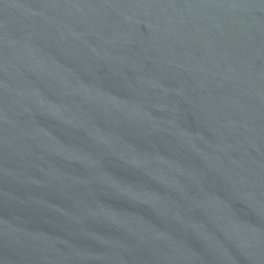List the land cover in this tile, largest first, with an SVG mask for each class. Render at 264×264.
Here are the masks:
<instances>
[{
  "label": "water",
  "instance_id": "1",
  "mask_svg": "<svg viewBox=\"0 0 264 264\" xmlns=\"http://www.w3.org/2000/svg\"><path fill=\"white\" fill-rule=\"evenodd\" d=\"M0 264H264V0H0Z\"/></svg>",
  "mask_w": 264,
  "mask_h": 264
}]
</instances>
